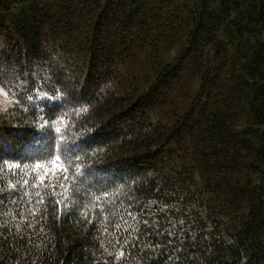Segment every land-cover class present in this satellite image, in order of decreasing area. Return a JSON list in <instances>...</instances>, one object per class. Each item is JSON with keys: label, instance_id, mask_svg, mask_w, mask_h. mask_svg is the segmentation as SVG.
I'll return each instance as SVG.
<instances>
[{"label": "trees", "instance_id": "1", "mask_svg": "<svg viewBox=\"0 0 264 264\" xmlns=\"http://www.w3.org/2000/svg\"><path fill=\"white\" fill-rule=\"evenodd\" d=\"M0 89V264H264V0H0Z\"/></svg>", "mask_w": 264, "mask_h": 264}, {"label": "rangeland", "instance_id": "2", "mask_svg": "<svg viewBox=\"0 0 264 264\" xmlns=\"http://www.w3.org/2000/svg\"><path fill=\"white\" fill-rule=\"evenodd\" d=\"M7 98H8V96L0 89V108L2 107L3 103L6 102Z\"/></svg>", "mask_w": 264, "mask_h": 264}, {"label": "snow or ice", "instance_id": "3", "mask_svg": "<svg viewBox=\"0 0 264 264\" xmlns=\"http://www.w3.org/2000/svg\"><path fill=\"white\" fill-rule=\"evenodd\" d=\"M145 223H147V222H145Z\"/></svg>", "mask_w": 264, "mask_h": 264}]
</instances>
